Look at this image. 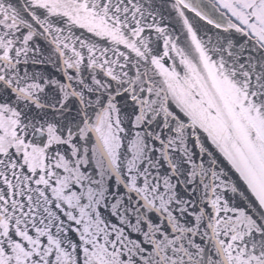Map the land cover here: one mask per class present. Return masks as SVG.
Returning a JSON list of instances; mask_svg holds the SVG:
<instances>
[{"label": "snow or ice", "instance_id": "6c2138e0", "mask_svg": "<svg viewBox=\"0 0 264 264\" xmlns=\"http://www.w3.org/2000/svg\"><path fill=\"white\" fill-rule=\"evenodd\" d=\"M0 264H264V0H0Z\"/></svg>", "mask_w": 264, "mask_h": 264}]
</instances>
